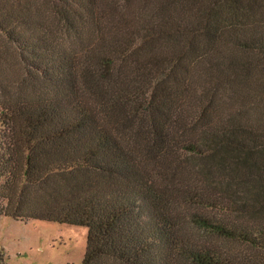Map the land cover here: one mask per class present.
Segmentation results:
<instances>
[{
  "label": "trees",
  "instance_id": "trees-1",
  "mask_svg": "<svg viewBox=\"0 0 264 264\" xmlns=\"http://www.w3.org/2000/svg\"><path fill=\"white\" fill-rule=\"evenodd\" d=\"M1 216L264 264V0H0Z\"/></svg>",
  "mask_w": 264,
  "mask_h": 264
},
{
  "label": "rangeland",
  "instance_id": "rangeland-1",
  "mask_svg": "<svg viewBox=\"0 0 264 264\" xmlns=\"http://www.w3.org/2000/svg\"><path fill=\"white\" fill-rule=\"evenodd\" d=\"M86 245L83 226L0 217V264H81Z\"/></svg>",
  "mask_w": 264,
  "mask_h": 264
}]
</instances>
